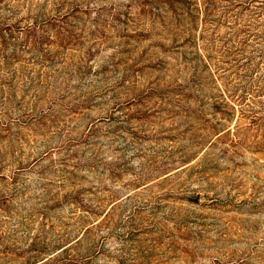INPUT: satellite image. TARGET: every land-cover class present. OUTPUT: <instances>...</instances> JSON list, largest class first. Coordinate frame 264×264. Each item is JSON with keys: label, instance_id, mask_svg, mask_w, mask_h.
<instances>
[{"label": "rangeland", "instance_id": "374dc122", "mask_svg": "<svg viewBox=\"0 0 264 264\" xmlns=\"http://www.w3.org/2000/svg\"><path fill=\"white\" fill-rule=\"evenodd\" d=\"M0 264H264V0H0Z\"/></svg>", "mask_w": 264, "mask_h": 264}]
</instances>
